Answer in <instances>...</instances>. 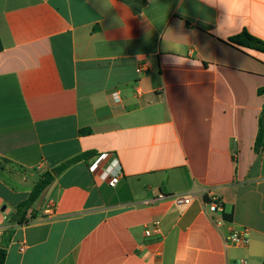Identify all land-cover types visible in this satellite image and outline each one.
I'll return each mask as SVG.
<instances>
[{"label":"crops","instance_id":"1","mask_svg":"<svg viewBox=\"0 0 264 264\" xmlns=\"http://www.w3.org/2000/svg\"><path fill=\"white\" fill-rule=\"evenodd\" d=\"M217 7L0 0L4 264H264V146L254 152L264 53L228 42L264 41V12L221 32ZM168 29L183 35L167 31L171 51ZM86 153L26 224L9 222L42 174ZM243 228L249 244L228 245Z\"/></svg>","mask_w":264,"mask_h":264},{"label":"trees","instance_id":"2","mask_svg":"<svg viewBox=\"0 0 264 264\" xmlns=\"http://www.w3.org/2000/svg\"><path fill=\"white\" fill-rule=\"evenodd\" d=\"M228 42L239 48L264 53V41H261L246 32H242L238 36L230 38ZM260 92H264V90ZM262 146H264V111H262L258 123V132L254 143V152L258 153L262 149ZM90 155V153L82 154L58 166L50 172L42 174L30 193L23 201L17 204L15 212L9 218V222L12 225L26 224L28 214L32 215L33 204L36 202L44 189L54 180V178L63 173L69 166L89 157ZM12 233L13 232L11 230H8L2 235L0 242V264H4L5 262L6 248L11 239Z\"/></svg>","mask_w":264,"mask_h":264},{"label":"clouds","instance_id":"3","mask_svg":"<svg viewBox=\"0 0 264 264\" xmlns=\"http://www.w3.org/2000/svg\"><path fill=\"white\" fill-rule=\"evenodd\" d=\"M201 3L206 4L208 7L215 8L218 11L219 7L217 6L223 7L225 10L223 20L221 21L220 16L217 17V29L221 32L232 30L241 24L249 26V23L253 21L254 8L264 12V0H201ZM169 30L172 31L168 29L162 33V40L168 49L166 36ZM176 36L180 37L183 35L176 34Z\"/></svg>","mask_w":264,"mask_h":264},{"label":"built area","instance_id":"4","mask_svg":"<svg viewBox=\"0 0 264 264\" xmlns=\"http://www.w3.org/2000/svg\"><path fill=\"white\" fill-rule=\"evenodd\" d=\"M144 71V64H140L136 72L141 73ZM115 96V101H118L117 94H114ZM121 176V171L120 168H116V170L111 174L110 180L108 182V185L110 187H114ZM175 204L180 205V204H188V200L177 198L175 200ZM208 210L211 213H221L222 212V203L216 199L215 197H211L210 201L207 203ZM46 215H51V212L47 210L45 212ZM158 223L155 224L157 226ZM150 232H146V235L149 236ZM226 243L228 245H231L233 247H246L249 244V231L245 228L243 229H235L232 230L231 233L226 237ZM242 264H245V262H242Z\"/></svg>","mask_w":264,"mask_h":264},{"label":"water","instance_id":"5","mask_svg":"<svg viewBox=\"0 0 264 264\" xmlns=\"http://www.w3.org/2000/svg\"><path fill=\"white\" fill-rule=\"evenodd\" d=\"M4 210V208L2 209V211Z\"/></svg>","mask_w":264,"mask_h":264}]
</instances>
